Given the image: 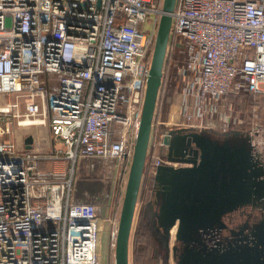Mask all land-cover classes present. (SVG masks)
I'll return each mask as SVG.
<instances>
[{
  "label": "built area",
  "instance_id": "2783aa9c",
  "mask_svg": "<svg viewBox=\"0 0 264 264\" xmlns=\"http://www.w3.org/2000/svg\"><path fill=\"white\" fill-rule=\"evenodd\" d=\"M161 4L0 0V135L43 125L66 146L52 147L43 158L55 165L42 169L34 143L0 137V264H98L96 205L74 198L72 168L81 156L111 161L120 179L127 171ZM171 39L183 54L175 75L185 127H236L227 96H264V0H175ZM259 117L251 105L245 132L264 166ZM167 131L150 127V176L167 163Z\"/></svg>",
  "mask_w": 264,
  "mask_h": 264
},
{
  "label": "water",
  "instance_id": "95a60500",
  "mask_svg": "<svg viewBox=\"0 0 264 264\" xmlns=\"http://www.w3.org/2000/svg\"><path fill=\"white\" fill-rule=\"evenodd\" d=\"M174 1L162 0L156 24L116 224L113 264H128V235ZM31 140L28 133L23 146L28 148ZM161 142L167 163L155 165L148 207L162 248L173 227L175 264H264V166L253 157L249 142L247 147L217 143L186 127L169 129Z\"/></svg>",
  "mask_w": 264,
  "mask_h": 264
},
{
  "label": "rangeland",
  "instance_id": "374dc122",
  "mask_svg": "<svg viewBox=\"0 0 264 264\" xmlns=\"http://www.w3.org/2000/svg\"><path fill=\"white\" fill-rule=\"evenodd\" d=\"M146 23H149L146 21ZM156 27V26H155ZM171 48H173V45L169 44V40L167 42L165 52L170 51ZM176 52L178 56L176 55V61L173 64L172 71L175 74V68L176 65L181 63L182 60V52L181 49L176 48ZM180 54V55H179ZM180 56V57H179ZM165 57V56H164ZM49 79L52 80V83H56L55 76L49 75ZM165 88H166V94L170 96L171 101L176 102V96H177V89L178 84L176 86L170 85L165 82ZM163 94L158 96L156 101L157 107L156 112L153 114L152 121L157 122L159 119L155 117L156 114H159L158 106L160 108V105L163 100ZM173 97V98H172ZM227 101L230 100L232 102V113L233 115L236 114V117L240 119V121L236 124V127H229L228 129L224 130L223 132H218L217 127L214 126V123H210V127H194L195 130L200 131L202 134L207 136L211 141L222 143V142H228L229 144H243L245 147L248 145V135L245 132V129L247 128V123L249 122V109L251 105H253L255 108H257V112L259 113V121L264 123V96H251L247 95L245 93H235L234 95L229 94ZM160 99V104H159ZM224 102L223 106L226 107V102ZM221 102V99L218 101V104ZM178 104V103H177ZM172 112L176 110V105L172 106ZM170 114V115H171ZM174 114V113H173ZM153 123V127L155 129L159 128L161 129V125L159 126V123ZM177 123L173 124H162V127H169L174 128L176 127ZM109 127L112 129V123L109 124ZM152 127V132L153 128ZM168 130V129H167ZM38 134L40 137H42L41 140L46 139V133L44 130V126L42 125H30L27 127H21V126H15L13 124L10 125V132L0 135L2 138H11L16 142V145L18 147H24L23 146V137L27 134ZM37 144V145H36ZM37 147L43 148L44 145L38 144L36 142ZM47 148V146H45ZM53 148H58L64 150L66 146L61 142V140L58 137L53 138ZM163 148V147H162ZM161 153L165 154V150L161 149ZM111 161H98L95 162V160H90L85 157L78 156L76 158L75 164L72 168V193H74V198L77 200H91L94 199L96 202L103 204L104 201L107 199L114 200L119 196H122L126 174L127 171L123 173L122 178L120 179V174L117 171V168L111 169ZM110 163V165H109ZM65 167L70 163L67 160H64ZM69 171V168H68ZM139 193L136 198V205L134 209V215L132 225H134L137 213L139 211V208L141 207V204L144 206V210L147 209V202L143 201L145 192V196L149 198L152 197V189L150 185L152 186V176L149 175V173L146 170L145 164L144 167H142V174L139 182ZM150 184V185H149ZM159 203V199L156 200V206ZM143 210V215L145 216L148 211V218L150 217V212L147 209L145 212ZM166 245V243H165ZM175 247V243L173 241V237L171 239L170 243V249L172 250ZM113 248L114 245H110V241L108 239V232L106 224L102 225V229H100L98 240H97V254H98V264H113ZM151 254L155 257L156 264H175L174 259L171 255L170 251V257L167 256L166 251L164 252L165 247L162 249H156L152 247ZM159 254V255H158ZM169 259V261H168Z\"/></svg>",
  "mask_w": 264,
  "mask_h": 264
},
{
  "label": "trees",
  "instance_id": "16d2710c",
  "mask_svg": "<svg viewBox=\"0 0 264 264\" xmlns=\"http://www.w3.org/2000/svg\"><path fill=\"white\" fill-rule=\"evenodd\" d=\"M169 44L173 45V48H171L170 51L165 52L164 55L165 57L162 65L158 96L161 95V92L164 89V85L166 81L169 85L170 83L174 86L178 84V79L172 71L173 64L176 61V55L178 56L176 52L177 45L173 43L172 39L169 40ZM255 96L259 97L260 95H255ZM139 186H138L137 195L139 193ZM143 195H144L143 201L145 200L147 202V209L149 210L148 207L149 198L145 196V192L143 193ZM144 206L141 204L134 225H132L133 222V217H132L130 231L128 235V241H127L128 264H156L155 257L151 254L150 249L152 247L156 249H162V246L160 245L159 237L150 226L151 223L148 218V211L147 209L144 210ZM143 210L145 212L147 211V214L145 216L143 215ZM134 213L135 212H133V215Z\"/></svg>",
  "mask_w": 264,
  "mask_h": 264
},
{
  "label": "crops",
  "instance_id": "0c3cea01",
  "mask_svg": "<svg viewBox=\"0 0 264 264\" xmlns=\"http://www.w3.org/2000/svg\"><path fill=\"white\" fill-rule=\"evenodd\" d=\"M158 92H159V88H158ZM158 92L156 94V99L158 97ZM163 94V100L164 102L161 103L160 108L158 106V110H159V114H156L155 117H157L159 119V121L157 120V122L155 121H151V126L153 127V123H159V126L161 125V129L162 130H169V127H162V124H173L177 123L176 127L174 126V128L171 129H175L177 127H185V125L183 124V118L181 117V114L177 112V103H178V96H176V102L174 103V101H171L170 96H168L166 94V88L164 85V89L161 92V95ZM161 97V96H160ZM173 98V97H172ZM155 99V104H154V109H153V113H152V117L153 114L156 112V107H157V101ZM159 104H160V99H159ZM176 105V110L172 112V106ZM171 114V115H170ZM43 126V125H42ZM150 126V127H151ZM44 130L46 133V139L45 140H41L42 137H40V135L38 134H32V140L31 143L36 144V142L40 145H44L43 148H39L40 151V156L41 159L39 160V167L42 169H48L52 166H54L55 164L52 163L51 160L48 159H44L43 157L48 156L50 154V152L52 151V147H53V138L56 136H53L49 133L48 129L44 126ZM30 143V144H31ZM37 145V144H36ZM47 146V148L45 147ZM165 150V146L162 148ZM114 169V168H113ZM121 198L122 196H119L116 199L112 200H106L103 202V204H100L98 202H96L94 199H91L95 202L96 205V215H97V220H98V230L100 232V229H102V225L106 224L107 227V232L109 233V230L116 227L117 224V219H118V213H119V208H120V203H121ZM99 235V233H98ZM109 238V235H108Z\"/></svg>",
  "mask_w": 264,
  "mask_h": 264
},
{
  "label": "bare ground",
  "instance_id": "6f19581e",
  "mask_svg": "<svg viewBox=\"0 0 264 264\" xmlns=\"http://www.w3.org/2000/svg\"><path fill=\"white\" fill-rule=\"evenodd\" d=\"M173 237V227L169 228L168 230V238H167V241H166V245H165V248H166V253H167V256L170 257V243H171V239ZM169 261V259H168Z\"/></svg>",
  "mask_w": 264,
  "mask_h": 264
},
{
  "label": "flooded vegetation",
  "instance_id": "af4514ba",
  "mask_svg": "<svg viewBox=\"0 0 264 264\" xmlns=\"http://www.w3.org/2000/svg\"><path fill=\"white\" fill-rule=\"evenodd\" d=\"M153 197V196H152ZM152 197L150 198V199H152ZM150 201V200H149ZM149 212H150V210H149ZM149 215H151V213L149 214ZM149 221H150V223H151V216L149 217ZM150 226H151V228L153 229V225L152 224H150ZM166 251V250H165Z\"/></svg>",
  "mask_w": 264,
  "mask_h": 264
}]
</instances>
